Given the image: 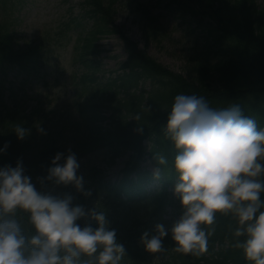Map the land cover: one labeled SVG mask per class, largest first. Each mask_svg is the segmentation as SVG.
<instances>
[{
    "label": "clouds",
    "instance_id": "clouds-1",
    "mask_svg": "<svg viewBox=\"0 0 264 264\" xmlns=\"http://www.w3.org/2000/svg\"><path fill=\"white\" fill-rule=\"evenodd\" d=\"M14 131L23 139L29 130L18 125ZM164 132L174 150L173 195L181 213L170 226L157 223L143 231L139 242L144 249L165 251L164 238L170 234L175 251L200 254L222 213L234 219L235 244L245 258L264 264V127L243 115L237 103L214 108L204 96L181 92L174 97ZM8 146L5 142L0 153ZM158 162L166 164L167 157L159 156ZM79 168L77 154L68 148L55 153L47 175L38 179L72 184L90 194ZM73 200L70 193L38 190L20 158L15 166H0V264H120L126 248L105 212ZM18 210L27 214L30 233L17 219ZM82 218L94 220L95 226L78 223Z\"/></svg>",
    "mask_w": 264,
    "mask_h": 264
},
{
    "label": "trees",
    "instance_id": "trees-1",
    "mask_svg": "<svg viewBox=\"0 0 264 264\" xmlns=\"http://www.w3.org/2000/svg\"><path fill=\"white\" fill-rule=\"evenodd\" d=\"M237 6L239 5L219 0L217 7L211 11L217 23L226 29V34L233 43L234 49L230 53L233 58L220 61L215 65L208 63L193 65L190 81H196V87L194 82L187 84L168 76L167 92L158 96L156 100L151 102L149 107L141 106V97H136V101H127L122 107L132 112L133 115L156 116L155 111L164 109V104L171 101L172 97L178 92H190V94L198 96L206 95L214 100H238L243 99L246 94H251L255 98H264V30L259 37H255L252 25L247 21L248 15L245 7L238 8ZM238 49L240 52H237ZM136 61L145 72L156 73L149 62L139 59ZM211 76L218 77L219 86L210 90L207 82L210 81ZM121 119L119 135L115 138V141H109L106 147L109 148L113 156L121 155L127 149H133L138 154L139 145L137 140H139V137L136 138L127 129L122 115ZM141 128L143 131H137V133L146 134V127L143 125L137 126V129ZM262 198H264V194H262ZM234 226L235 221L230 215L217 213L214 225L215 231L211 233V239L207 247H210L209 250L212 251L213 247L219 242L222 243L225 238L230 240L231 247L230 249H224V251L221 250L217 254L219 259L211 257L214 263L251 264L245 258L243 250L235 244L236 238L232 233ZM164 242L165 248L171 247L168 240ZM125 248L128 252L131 245H125Z\"/></svg>",
    "mask_w": 264,
    "mask_h": 264
},
{
    "label": "rangeland",
    "instance_id": "rangeland-1",
    "mask_svg": "<svg viewBox=\"0 0 264 264\" xmlns=\"http://www.w3.org/2000/svg\"><path fill=\"white\" fill-rule=\"evenodd\" d=\"M59 1L60 0H29L27 3H25L21 13L19 14L20 23L18 26V32L28 36H34L40 31H47V26L57 13L56 4H58ZM128 1L131 2L128 7L129 11L138 7L141 10V12L139 11L141 14L145 13L146 15L153 17H157L159 9L162 6V4L152 3L149 0ZM258 4H264V0H259ZM67 6L68 4L63 6V8L66 9ZM136 18L137 16L135 14L130 15L129 21L131 22ZM157 22L160 25L161 20L157 18ZM162 22L165 27V34H162L160 38L163 39V41L159 40L155 42L154 38H149L150 45L147 46V51L173 71L179 72L182 66V61L185 59V57L199 49L201 44L204 43V40H199L195 45L194 50L190 49L188 46L183 44V42L188 41L189 38H192L186 25L180 24L178 19H175L170 15H165L162 18ZM190 26L193 28L194 24H191ZM131 31L132 33L136 31L133 24L131 25ZM137 33L139 35L138 39L141 43H143V37L140 35V31ZM66 43L67 42L63 43L64 46H66ZM109 43L111 46H113L112 41ZM68 49H70V45L68 46ZM115 53V51L102 53V56L106 57L105 60H103L104 68L114 67L115 60L109 58V56ZM64 55L66 56V54ZM64 70H66L65 66ZM95 162L100 168H105L104 161H102L101 156ZM117 162L120 163L121 159ZM118 169L119 165L116 164L115 166L105 168V173L108 177L115 179L117 177Z\"/></svg>",
    "mask_w": 264,
    "mask_h": 264
}]
</instances>
